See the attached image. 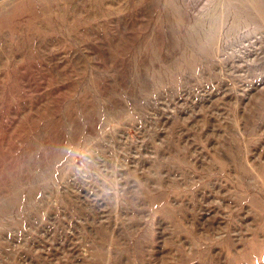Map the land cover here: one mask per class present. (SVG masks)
Segmentation results:
<instances>
[{
    "label": "rangeland",
    "instance_id": "374dc122",
    "mask_svg": "<svg viewBox=\"0 0 264 264\" xmlns=\"http://www.w3.org/2000/svg\"><path fill=\"white\" fill-rule=\"evenodd\" d=\"M0 264H264V0H0Z\"/></svg>",
    "mask_w": 264,
    "mask_h": 264
}]
</instances>
